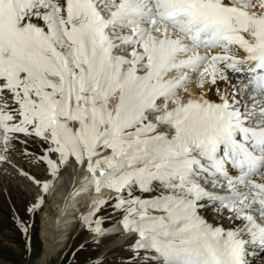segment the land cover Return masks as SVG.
<instances>
[{
	"label": "snow or ice",
	"instance_id": "1",
	"mask_svg": "<svg viewBox=\"0 0 264 264\" xmlns=\"http://www.w3.org/2000/svg\"><path fill=\"white\" fill-rule=\"evenodd\" d=\"M14 141L38 143L53 179L71 167L80 191L115 193L82 219L103 235L114 200L130 261L248 264L264 248V0H0V161Z\"/></svg>",
	"mask_w": 264,
	"mask_h": 264
},
{
	"label": "rangeland",
	"instance_id": "2",
	"mask_svg": "<svg viewBox=\"0 0 264 264\" xmlns=\"http://www.w3.org/2000/svg\"><path fill=\"white\" fill-rule=\"evenodd\" d=\"M42 152L40 145L34 142H29L24 147L20 146L16 149L24 166L23 173H27V176L17 172L7 163H0V264H40L39 259L43 250L40 239V215L49 197L47 195L43 197V203L33 211H29L37 203L41 187L29 180L28 176L35 177L42 182L49 180L51 186L53 182H57L58 177L54 180L47 173L46 165L37 159ZM112 204L101 211L98 218L108 221L111 212H113L111 218L114 217L115 211H113ZM92 234L94 233L89 227L80 231L75 225L69 236L68 244L54 253V259L49 264H88L95 260L101 252L108 248L110 242L109 240L90 242ZM115 246L112 245L110 250L121 247L117 244ZM125 250L126 248H121L110 251L105 256L106 262L109 261L108 264H141L136 261L130 263L116 261L117 259L129 260L125 256L127 255L124 253ZM106 253L105 251L102 254ZM128 255H131L130 251Z\"/></svg>",
	"mask_w": 264,
	"mask_h": 264
},
{
	"label": "bare ground",
	"instance_id": "3",
	"mask_svg": "<svg viewBox=\"0 0 264 264\" xmlns=\"http://www.w3.org/2000/svg\"><path fill=\"white\" fill-rule=\"evenodd\" d=\"M208 95L210 98H215L212 93H209ZM21 139H23V136H21ZM13 143L15 144V147L6 153L7 159L2 162L7 163L8 166L11 165V167H14L17 172L23 173L24 166L21 162L19 154L16 153V149L24 145L16 141ZM85 174L86 173L80 171H75L71 167L66 169L62 168L57 177V182L53 186L52 192L49 190L50 192L48 193L50 194H47V197L49 198L40 215V239L43 245L42 255L39 259L40 264L46 263L52 257L54 259V253L63 249L68 244L69 236L76 223L75 214L80 208V205L87 207L86 209H88V214L91 210L90 206L94 201L106 198L109 194H112L107 190L100 193H96L94 190L86 192L80 191ZM157 194L159 193L156 192V195ZM202 214L208 223L213 225H220L224 223L220 219L219 215L214 211V206L211 204L206 206V210H203ZM232 223L236 225L240 223V221H233ZM225 226L230 227L231 225ZM118 230H123L119 223L114 228L108 231L105 230L104 234H108V232L114 233ZM101 236L102 235H99L98 237ZM127 236L128 234L124 232L123 235L120 236L107 237L110 242L109 246H115L117 244L121 247L126 246L131 249L130 245L134 243L135 237L133 236L128 240ZM248 259L250 264H264V248H261L259 245H249Z\"/></svg>",
	"mask_w": 264,
	"mask_h": 264
},
{
	"label": "water",
	"instance_id": "4",
	"mask_svg": "<svg viewBox=\"0 0 264 264\" xmlns=\"http://www.w3.org/2000/svg\"><path fill=\"white\" fill-rule=\"evenodd\" d=\"M53 259V257L51 259H49L46 263L44 264H49V262Z\"/></svg>",
	"mask_w": 264,
	"mask_h": 264
}]
</instances>
